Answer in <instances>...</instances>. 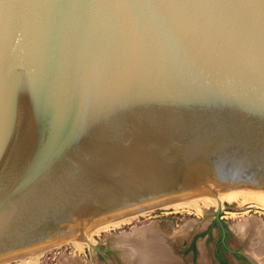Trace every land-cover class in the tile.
Instances as JSON below:
<instances>
[{
    "label": "water",
    "instance_id": "1",
    "mask_svg": "<svg viewBox=\"0 0 264 264\" xmlns=\"http://www.w3.org/2000/svg\"><path fill=\"white\" fill-rule=\"evenodd\" d=\"M236 189L264 192V0H0V261Z\"/></svg>",
    "mask_w": 264,
    "mask_h": 264
},
{
    "label": "rangeland",
    "instance_id": "2",
    "mask_svg": "<svg viewBox=\"0 0 264 264\" xmlns=\"http://www.w3.org/2000/svg\"><path fill=\"white\" fill-rule=\"evenodd\" d=\"M221 205V213L226 215L223 218L235 234L238 233V222L247 220L250 218L249 214L255 213L250 209L256 210V214L259 215L258 217L261 216V219L264 217V208L253 204L248 206L247 203H241L240 201L230 202L222 199ZM207 206L199 204L200 209L181 208L178 210L157 207L146 214L129 219L126 223L101 230L92 235L91 242L102 253L96 251L89 244H85L83 248L78 249L73 243L68 242V244H58L42 251L37 260L31 257L30 259L28 255H25V262L19 257L8 260V264H128L124 254L126 253L125 250L129 251V248L123 247L117 236L123 231L132 230L135 226L141 227L149 224L155 226L159 241L163 240L168 251L179 259L177 263L189 264L192 261V255L187 253L185 248L191 237L195 233L201 232L214 219L217 202ZM213 233L215 235L218 233L215 227H213ZM229 243L232 246L241 245V250H249L248 247L251 242L249 239L242 244L241 238L232 236L229 238ZM154 245L157 246L158 242L156 241ZM197 246L198 258L196 264H201L204 261L206 264H210L208 257L213 251L214 239L206 240L205 236L202 235L197 238Z\"/></svg>",
    "mask_w": 264,
    "mask_h": 264
},
{
    "label": "bare ground",
    "instance_id": "3",
    "mask_svg": "<svg viewBox=\"0 0 264 264\" xmlns=\"http://www.w3.org/2000/svg\"><path fill=\"white\" fill-rule=\"evenodd\" d=\"M218 196L221 199V201L222 199H225L230 202L240 201L241 203H247L248 205L253 204L260 208H264V192L260 190L236 189L232 191L219 193ZM216 200L217 198L214 195H210V196H205V197L192 199V200H188L184 202L170 204V205H166L162 207L163 208H173V210H178L181 208L198 209L199 204L209 206L210 204H215ZM153 209L131 213V214L101 223L93 227L87 232L88 239L91 242L93 234L98 233L101 230L110 228L111 226H118L120 224L126 223L127 221H129V219L135 216H138V215L146 214ZM238 227L241 230L240 232L242 234L247 233L248 230L250 229H253V232L251 235L252 237H250L251 243L248 247L249 249L248 251L252 255H256L258 257L264 256V227L260 225L259 221H257L255 217H250L244 222H238ZM259 227L261 229H259ZM117 238L119 239V242L123 244V247L129 248V251L125 250L126 253L124 254V257L128 264H178L177 262H179L178 261L179 259L176 258V256H173L172 252L168 251L163 240L159 241L157 237V233H156V228L152 224L141 226V227L135 226L130 231H123V233L118 235ZM156 241L158 242L157 246L154 245ZM68 242L73 243L74 246L78 249L83 248L85 244H89L87 240L77 238V237L67 239L59 244H63V243L68 244ZM42 251L33 252L27 255L29 258L31 257L37 260ZM25 258H26L25 255L21 256V259L23 261L25 260ZM8 262H9L8 260H3V261H0V264H8ZM204 262H202L201 264H206V262L205 263ZM260 262L264 264V260H260Z\"/></svg>",
    "mask_w": 264,
    "mask_h": 264
},
{
    "label": "flooded vegetation",
    "instance_id": "4",
    "mask_svg": "<svg viewBox=\"0 0 264 264\" xmlns=\"http://www.w3.org/2000/svg\"><path fill=\"white\" fill-rule=\"evenodd\" d=\"M221 206L219 210L218 207L216 206L214 219L201 232L195 233L191 237L190 242L187 244L185 251L187 253H191L192 255V261L189 264L197 263V258H198L197 238H199L202 235L205 236L206 240L214 239V248L212 253H210V256L208 257L209 258L208 262L210 264H262L260 260H264V256L258 257L256 255H252L248 250H241V245L240 246L230 245L229 238L232 236L241 238L242 244L246 243V240H249L250 237H252L251 235L253 229H250L248 230L247 233L242 234L240 232L241 230L238 227L237 229L239 234L238 233L235 234L232 228L230 227V225L223 218L226 215L221 213ZM228 207L231 208L230 205H228ZM250 210L254 211L255 213H251L249 214V216L255 217L257 221H259L260 225L264 227V220H263L264 217H262L261 219L260 218L261 216L258 217L259 215L256 214V210L253 209ZM217 213H218V217H217ZM221 223L224 226V230L221 226ZM213 227L216 228V231L218 232L217 235L213 233ZM259 229L261 228L259 227Z\"/></svg>",
    "mask_w": 264,
    "mask_h": 264
}]
</instances>
